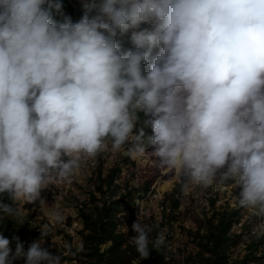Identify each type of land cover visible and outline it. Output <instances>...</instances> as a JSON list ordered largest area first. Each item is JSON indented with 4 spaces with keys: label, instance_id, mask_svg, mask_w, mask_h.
Returning <instances> with one entry per match:
<instances>
[{
    "label": "clouds",
    "instance_id": "clouds-1",
    "mask_svg": "<svg viewBox=\"0 0 264 264\" xmlns=\"http://www.w3.org/2000/svg\"><path fill=\"white\" fill-rule=\"evenodd\" d=\"M83 7L77 22L57 21L60 0H0V194L12 201L0 212L19 218L16 202L43 204L53 180H69L110 142L132 159L151 145L154 166L182 177L185 192L230 182L238 207L264 217V0ZM140 112L150 117L147 144L143 128L134 132ZM134 204L139 264L163 237L150 241L154 226ZM46 215L57 226L65 220L57 204ZM251 234L264 237V222ZM49 235L40 230L27 250L14 237V252L0 235V264H62L63 253L42 246Z\"/></svg>",
    "mask_w": 264,
    "mask_h": 264
},
{
    "label": "trees",
    "instance_id": "trees-1",
    "mask_svg": "<svg viewBox=\"0 0 264 264\" xmlns=\"http://www.w3.org/2000/svg\"><path fill=\"white\" fill-rule=\"evenodd\" d=\"M74 2L75 8L67 0H60L62 9L60 12L52 9L53 18L62 21L67 16L73 22H77L84 15L83 6L87 0L85 2L74 0ZM72 14L76 17H71ZM129 37L130 33L121 37V43L125 49L132 47ZM138 117L134 132L143 128L147 144L152 130L150 126L144 124V121L150 117L145 116L143 112L138 113ZM147 147L152 146L147 145ZM124 161L133 163L128 156L124 158ZM120 171L121 167L116 165L110 167L102 176L101 168H99L95 190L90 193L93 205L91 208L80 207L78 210L81 228L77 231V235L80 246H74L67 235L68 253L65 258L72 264H132V261L138 258L131 242L133 236L131 228L124 229V226L131 220L135 199L144 196L150 190L151 185L161 175V169L153 165L141 175L136 185H129L128 182L118 183L116 180ZM178 186L176 184L171 192L165 194L160 220L150 223L154 226V231L149 236L150 241H155L157 236L162 235L163 242L156 248H153L150 243L149 257L140 260L139 264H264V237L253 236L250 233L251 228L245 224L239 232H235L233 228L240 219V208L226 204L216 207L213 199L211 213L197 219L195 229L186 230L193 244L192 248L177 254L170 247L163 229L165 226H171L175 220V212L180 205ZM95 192H98V195ZM0 203H12L7 193L0 194ZM14 206L18 207L16 203ZM29 223L21 216L9 217L0 212V235L11 241L10 247L13 252L16 246L14 237H19L25 250L32 241L40 237V225ZM245 233L249 237L245 242L244 253L232 258V248L240 242ZM48 250L53 254L54 249L48 248ZM71 252L76 254L72 255ZM13 264H25V260L18 258L13 261Z\"/></svg>",
    "mask_w": 264,
    "mask_h": 264
},
{
    "label": "rangeland",
    "instance_id": "rangeland-1",
    "mask_svg": "<svg viewBox=\"0 0 264 264\" xmlns=\"http://www.w3.org/2000/svg\"><path fill=\"white\" fill-rule=\"evenodd\" d=\"M80 1L85 2L86 0ZM146 150L142 158L132 159L129 157L133 162L131 163L124 161V158L127 156L124 154L125 149L113 152L109 142L106 149L100 152L96 157L84 159L80 169L76 171L69 180H53L41 193L45 201L43 204H41L40 201H36L35 203H26L24 201L16 202L21 210L22 219L29 221V224H39L40 230L51 228V235H49L48 238H44L45 243L42 246L54 249L53 255H61V253H63L64 262L62 259V264H72L65 258L68 253V238L65 227L66 225L68 227L74 225V223L77 222L74 227L80 229L81 223L78 219V210L80 207H92L93 202L90 193L95 190L99 168H101L103 176L110 167L119 165L121 171L116 181L120 184L128 182L129 185H136L141 175L154 165L153 157L150 152L153 150L152 147H147ZM183 183V178L177 176L175 172L161 170V175L151 185L150 190L144 196L138 197L145 209V215H142L140 220L149 224L154 223L161 218L162 203L165 194L171 192L176 184L179 185L180 205L175 212V220L172 222L171 226H165L163 229V234L168 239L170 247L177 254L189 251L192 248L193 244L186 230L188 228L195 229L197 226V219L211 213V200H214V205L216 207L226 204L230 207L237 208L236 195H238L240 191V189H236L229 182L220 187L216 185L209 186L208 188L190 186L189 190L185 192L182 190ZM95 193L98 195V192ZM26 204H28V206H26ZM53 204L59 205L63 210L65 220L61 226L55 225L46 215ZM132 209H135V204H133ZM240 213V219L244 218L245 215L248 217L247 222L244 224L251 228L250 233H252V229L255 226L264 222V217L255 215L251 209L240 208ZM134 221L136 220H134L132 216L131 220L126 222L124 229L131 228ZM241 228L242 226H234L233 230L239 232ZM132 235L134 236L136 233L132 231ZM248 237L246 233L243 234L240 242L232 248V258L239 257L244 253L245 242ZM70 240L74 246H80L78 237H74L73 239L70 237Z\"/></svg>",
    "mask_w": 264,
    "mask_h": 264
},
{
    "label": "built area",
    "instance_id": "built-area-1",
    "mask_svg": "<svg viewBox=\"0 0 264 264\" xmlns=\"http://www.w3.org/2000/svg\"><path fill=\"white\" fill-rule=\"evenodd\" d=\"M74 8H75V2H74V0H67ZM75 15L74 14H72V16L71 17H74ZM76 17V16H75ZM136 200H139L138 198H136L135 199V201ZM137 214H138V207L135 205V209L133 210V213H132V216H133V218H134V220H137ZM141 218V217H140ZM247 216L245 215L244 216V218H241V219H239L237 222H236V224H235V226L236 227H241V226H243L244 225V223L245 222H247ZM75 224H77V222H75L74 223V225H71V226H67L66 225V227H65V232H66V234L69 236V237H71L72 239L74 238V237H78V235H77V231L79 230V228H76V227H74L75 226ZM81 228V227H80Z\"/></svg>",
    "mask_w": 264,
    "mask_h": 264
}]
</instances>
